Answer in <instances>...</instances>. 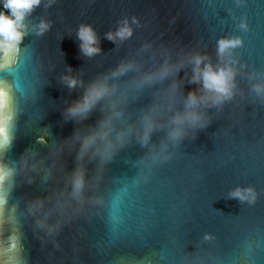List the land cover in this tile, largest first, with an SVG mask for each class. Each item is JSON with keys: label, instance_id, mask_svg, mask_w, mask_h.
Masks as SVG:
<instances>
[{"label": "water", "instance_id": "obj_1", "mask_svg": "<svg viewBox=\"0 0 264 264\" xmlns=\"http://www.w3.org/2000/svg\"><path fill=\"white\" fill-rule=\"evenodd\" d=\"M124 21L131 35L108 39ZM23 23L17 63L0 69L14 101L0 137V259L264 264V90L255 88L264 86V0H41ZM81 25L97 37L100 51L90 56ZM231 37L242 44L218 53V41ZM197 56L201 68L234 70L232 96L198 102L191 110L202 125L185 122L172 138L188 92L214 95L190 82ZM121 64L131 66L113 75ZM97 81L109 95L69 115ZM110 113H119L110 155L97 151L98 140L79 157L83 136ZM145 117L153 128L142 142ZM237 188L253 189L254 202L231 196Z\"/></svg>", "mask_w": 264, "mask_h": 264}, {"label": "clouds", "instance_id": "obj_2", "mask_svg": "<svg viewBox=\"0 0 264 264\" xmlns=\"http://www.w3.org/2000/svg\"><path fill=\"white\" fill-rule=\"evenodd\" d=\"M41 0H0L3 10H0V69H8L10 66L17 63V56L19 53V45L23 37L27 34L23 20L26 14L30 13L33 8L39 5ZM7 10V11H4ZM48 25L41 22L39 25L40 31L46 29ZM241 28L245 27L242 22ZM132 29L129 27L128 22L124 23L117 29L115 33H107L108 39L112 40L116 37L120 39L127 38L131 35ZM78 38L81 40V50L86 55H92L100 49L96 46L97 37L94 30L90 25H81L78 30ZM242 44L240 37L221 38L218 41V53L223 54L226 50L238 47ZM202 57L194 58L193 76L191 81H200L202 87L206 92L213 93L212 96L197 97L194 91H189L186 99V110L183 114H177L173 117L174 124L178 127L174 128L170 133V137L176 138L182 134V128L179 125L185 122L191 125H202L201 116L194 110V106L198 102H204L211 100L212 104L221 102L224 99H228L232 96L234 70L231 67L213 69L211 65L205 64L203 68L200 67ZM131 65L121 64L112 73L113 75L123 73ZM170 69L164 67L159 76L167 75ZM151 75L145 76V80H151ZM69 87L74 86L77 81L74 79H68ZM175 87V85H174ZM256 91L259 93L264 90V86L256 85ZM108 86L102 82H93L85 91L83 97L76 103L68 108V114L71 116H83L86 114L97 101L103 99L109 95ZM110 107L114 108V105ZM118 115L119 113H110L106 115L97 125V127L89 130L82 138L81 149L79 157H82L89 147L96 144L98 140L104 142L103 149H97L101 152L104 158L110 155L113 143L109 140V135L112 132L111 118L112 115ZM14 116V101L12 86L4 81L0 80V137H3L6 131V126ZM153 128V124L148 117H145V128L141 137L142 142H147L149 133ZM124 133L117 132V143H122ZM47 139V138H46ZM84 184V170L78 167L73 174V187L74 191L79 193ZM231 196L240 199L241 201L248 200L250 203L255 200V192L251 188L239 189L237 188L231 194ZM0 203H3V195L0 194ZM0 264H6L4 259H0Z\"/></svg>", "mask_w": 264, "mask_h": 264}]
</instances>
